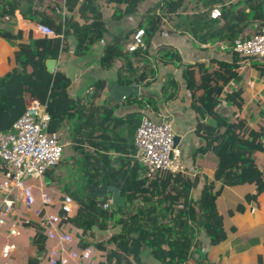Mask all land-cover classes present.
<instances>
[{"label":"trees","instance_id":"trees-1","mask_svg":"<svg viewBox=\"0 0 264 264\" xmlns=\"http://www.w3.org/2000/svg\"><path fill=\"white\" fill-rule=\"evenodd\" d=\"M104 1L115 7L125 5L124 15H132L143 0ZM22 2L26 9L21 6ZM33 2L0 0V18H11L18 10L24 20L51 27L58 37L34 39L30 33L24 40L21 31L15 35L2 33L14 46L9 59L10 65L16 64L18 71L14 69L13 74L1 78L0 86L17 78L22 91L46 105L50 115L48 132L61 133L68 124L73 138L82 144L81 151L86 162L91 163V172L83 171L84 181L71 193L78 209L68 222L81 230V236L92 239L94 227L100 231L120 229L106 242L82 243L81 247L92 245L105 252L103 264H139L144 250L159 264H187L192 253L203 248L200 233L212 247L224 242L236 229V219L248 215L264 192V104H260L257 112L254 111L256 104L244 110V88L238 82L232 84L238 78L241 64L248 59L228 50L225 53L229 60L214 58L183 65L179 53L166 46L159 48V59L151 63L148 47L155 37L186 34L199 47L211 42L230 47L236 38L249 37L242 35L245 30L252 29L256 33L264 26V0H159L157 7L150 9L141 22L147 36L145 48L133 52L124 49L120 41L124 38L131 41L136 32L127 30L125 35L112 37L100 59L104 69L116 60L121 61L117 83L122 86H148L155 82L157 62L183 67L182 78L197 121L195 134L204 141L198 153L212 152L218 159L214 171L204 172L205 184L196 200L193 195L198 185L197 176L160 171L148 177L138 161L131 164L121 158V154L136 152L134 135L142 118L140 112L117 118L113 115L116 105L99 106L73 100L68 94L70 80L59 71L48 73L46 70V60L57 61L61 54L71 52L76 57L84 56L92 45L101 41L107 29L95 9L98 0H64L59 15L51 17L34 11ZM214 9L219 12L215 18L211 17ZM74 10L85 21L84 25H79L73 16H67ZM68 37L76 41L73 51L69 49ZM256 70L264 79V69L256 67ZM103 87L104 83L96 82L85 99L92 100L93 90ZM177 97L178 84L168 75L161 89L162 102ZM221 97L224 104L239 111L234 119L219 114ZM124 102L137 104L141 110L149 105L157 109L153 99L141 96L129 95ZM6 118L9 122L15 119L12 115ZM0 119H4L1 114ZM208 119L214 120L215 127L207 124ZM108 152L118 157L111 159ZM92 171L96 173L92 175ZM101 186L116 187L121 202L111 209H103L111 193L98 198L95 190ZM235 190H240L242 195L236 197ZM30 226L36 231L32 245L37 254L28 258L26 264H38L45 238L38 225ZM260 231L264 245V226ZM258 263L264 264V258L259 257Z\"/></svg>","mask_w":264,"mask_h":264},{"label":"crops","instance_id":"crops-1","mask_svg":"<svg viewBox=\"0 0 264 264\" xmlns=\"http://www.w3.org/2000/svg\"><path fill=\"white\" fill-rule=\"evenodd\" d=\"M63 2L64 0H34L33 10L45 16H57L61 12V9L64 8ZM158 3L159 0H143L139 3L136 13L124 15L125 5L115 7L114 4L106 5L104 0H98L95 9L100 14L101 20L106 26V33H104L101 41L95 43L88 49L84 56L76 57L72 52L69 55L61 54L57 60L54 72L59 71L70 80L68 94L70 98L78 102H88L85 99L88 93L87 91L96 82L104 83L102 89L93 90V97L89 102L99 106L105 105L111 107L116 105L117 108L113 115L117 118L125 117L128 114L136 112H140L142 116L147 115L153 121H159L161 116H168L172 121V130L175 136L179 137L178 146L181 150V160L185 167V173L198 177V185L193 195V198L196 200L200 196L205 184L204 172L214 171L217 168L218 159L212 152L204 154L198 153V150L204 145V141L200 136L195 134L197 121L194 112L191 110L190 95L186 91V85L182 78L183 67L176 63L174 65H164L157 62L155 69L156 81L148 86L137 85L139 87V94L137 96L145 99H153L156 102L157 109H153L149 105L148 108L141 110L137 104H126L124 102L125 98L120 103H117L110 97L113 86L120 85L117 83V72L121 61H114L108 69H104L100 65V59L104 56V48L111 41L112 37L120 33L125 35L127 30H134L135 32L138 29H145L144 26H141L142 19L150 9L157 7ZM21 6L26 9L25 2H22ZM73 13H67V16H73V19L79 25H84L85 21L79 17L76 10ZM37 26L38 23L36 21L24 20L18 10L14 12L11 18H0V79L13 74L14 69L18 71L16 64L10 65L9 59L13 56L14 46L1 34L8 33L15 35L18 31H21L24 40L29 38L30 33L34 39L43 38L38 32ZM246 34L250 36L253 34V30L247 29L242 35ZM146 39L147 36L145 34L144 40L146 41ZM68 42L69 49L73 51L76 47L75 39L68 37ZM129 42V40L124 38L120 41V44L126 49ZM166 46L174 48L179 53L183 65L197 62L204 63L214 58L218 60H229V56L225 53L226 51H222L219 45L211 42L199 47L186 34L155 37L151 40L150 46L148 47L149 61L151 63L157 61L159 59V55L157 54L159 48ZM259 62L262 63V60ZM254 63L253 60L250 62L249 60L244 61L239 69L237 80L233 81L232 84L238 82L244 88V110L256 104L254 111L257 112L259 110L257 106L261 102L264 103V79H261L259 76L260 72L256 70L254 65L250 66ZM168 75H171L178 84V97L175 100L164 103L161 99V89ZM28 97L22 91L19 80L13 77L11 80L5 82L4 85L0 86V114L2 116L12 115L14 118L20 116L25 108L24 101ZM220 100L222 103L218 106L219 114L228 119H234L239 114V111L234 106L224 104L223 97ZM14 120L9 122V119L6 117L0 119V131L9 130ZM100 153L102 154L104 152ZM107 154L111 156V159L118 157V154L114 155L111 152ZM121 158L131 162V164L137 161L135 154L131 152L121 154ZM94 173L96 171H92V175ZM218 188L219 184L216 189ZM233 194L236 197L242 195L240 190H235ZM48 211L55 213L56 209L53 208ZM234 224L237 226L236 229L224 242L216 247H212L209 240L203 234L200 237L203 243L202 250H195L187 264H260L258 263L259 257L264 258V245L260 239V229L264 226V192L257 198L254 209L244 218L238 217ZM70 227L78 249H82V243L106 242L112 234L118 232L120 229V227H114L109 230L100 231L94 227L92 229L94 239H92L81 236V230L74 226L70 225ZM35 232V229L31 226L24 229L22 236L18 239L19 245L14 264H26L28 258L36 257L37 250L32 245ZM47 244L49 246L55 245L54 242ZM87 248L92 250V258L88 264H103L105 262V252L95 249L92 245L87 246ZM38 264L48 263L41 256ZM139 264H159V262L150 256L148 250H144L140 255Z\"/></svg>","mask_w":264,"mask_h":264},{"label":"built area","instance_id":"built-area-1","mask_svg":"<svg viewBox=\"0 0 264 264\" xmlns=\"http://www.w3.org/2000/svg\"><path fill=\"white\" fill-rule=\"evenodd\" d=\"M218 15L217 9L211 13L213 18ZM37 30L43 37H58L51 27L38 25ZM144 35V29L135 32L126 47L128 52L145 48ZM220 49L245 59H263L264 26L249 37L236 38L230 47L221 45ZM24 104L23 113L10 129L0 131V264H14L18 239L32 223L39 226L45 238L42 256L48 264H88L92 250L76 247L68 222L78 209L76 201L69 195L55 196L41 185L45 174L64 156L60 133L48 132L50 115L46 105L30 97ZM174 137L168 116H161L159 121L142 116L135 131L134 147L135 158L146 176L160 171L185 173ZM111 206L109 199L102 208L108 210ZM53 208L55 213L48 211ZM50 242L55 245L49 246Z\"/></svg>","mask_w":264,"mask_h":264},{"label":"rangeland","instance_id":"rangeland-1","mask_svg":"<svg viewBox=\"0 0 264 264\" xmlns=\"http://www.w3.org/2000/svg\"><path fill=\"white\" fill-rule=\"evenodd\" d=\"M251 60H249V62ZM261 60L262 63L259 62ZM253 62L255 63L251 64L250 66L254 65L264 69L263 59H253ZM87 103L90 102L88 101ZM261 103L264 104L263 102ZM257 107L259 109L261 108V105L259 104ZM2 117L5 118L6 115H3ZM18 117L19 116H16L15 120ZM70 128V125L65 124L63 130L60 133V140L64 144V156L62 160L56 167L45 174L41 182V185H43L50 193L55 196L56 193H59V196H71V193L77 190L81 182L84 181L83 171L91 172V163L86 162L83 157L84 152L81 151L82 144L79 143V139L73 138L72 134L70 133ZM202 235L203 233H200L199 237H202Z\"/></svg>","mask_w":264,"mask_h":264},{"label":"water","instance_id":"water-1","mask_svg":"<svg viewBox=\"0 0 264 264\" xmlns=\"http://www.w3.org/2000/svg\"><path fill=\"white\" fill-rule=\"evenodd\" d=\"M56 60H46L45 67L48 73H53L56 67ZM139 94V87L137 85L130 86H121L114 85L111 89L110 97L115 100L117 103H120L122 99L126 98L129 95L137 96ZM207 124L215 127V122L213 119H208ZM179 137H174V144L178 145ZM94 190V188H91ZM106 193H111V203L112 205H117L121 202L119 195V190L114 186H101L95 190V194L98 198H102Z\"/></svg>","mask_w":264,"mask_h":264}]
</instances>
